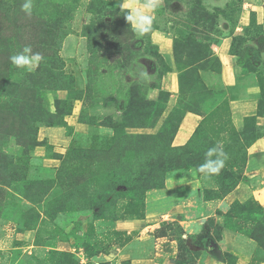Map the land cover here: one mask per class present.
I'll list each match as a JSON object with an SVG mask.
<instances>
[{
    "label": "rangeland",
    "instance_id": "1",
    "mask_svg": "<svg viewBox=\"0 0 264 264\" xmlns=\"http://www.w3.org/2000/svg\"><path fill=\"white\" fill-rule=\"evenodd\" d=\"M23 2L0 0V264H264V0H161L144 36L122 0Z\"/></svg>",
    "mask_w": 264,
    "mask_h": 264
},
{
    "label": "clouds",
    "instance_id": "2",
    "mask_svg": "<svg viewBox=\"0 0 264 264\" xmlns=\"http://www.w3.org/2000/svg\"><path fill=\"white\" fill-rule=\"evenodd\" d=\"M34 0H24L21 10L28 16L32 15ZM161 5V0H122L120 9L124 13V18L130 25L131 31L138 35L144 36L153 30L155 22V13ZM42 60L39 53H33L31 46H24L23 49L10 57L11 64L16 68L26 71H33L34 66ZM227 160V153L224 151L222 144L217 142L210 147L205 153V160L197 168V171L204 177L217 175L224 168ZM191 170H189V173ZM189 232H199L200 225L194 222Z\"/></svg>",
    "mask_w": 264,
    "mask_h": 264
},
{
    "label": "crops",
    "instance_id": "3",
    "mask_svg": "<svg viewBox=\"0 0 264 264\" xmlns=\"http://www.w3.org/2000/svg\"><path fill=\"white\" fill-rule=\"evenodd\" d=\"M247 18V17H246ZM158 44L160 46V49L165 54H171L173 52V43L171 39L162 37L157 38ZM228 62L224 64L223 67V79L226 80L227 84H230L231 86L235 85L238 80V74H239V67L237 66L234 56L231 55V60H227ZM162 88L172 94V96L177 92L178 90V74L175 70H172L165 74L162 79ZM246 101L245 103H241V105H247L249 104L250 100H242ZM244 111V110H243ZM200 120V116L196 115L193 112H187L185 114V118L182 122V128L179 131L178 139L180 140L179 144H183L186 142V140L190 137V133L192 132V129L196 128ZM264 148V137L257 140L251 147V151H253L255 155H257L255 152H258V150H261Z\"/></svg>",
    "mask_w": 264,
    "mask_h": 264
}]
</instances>
